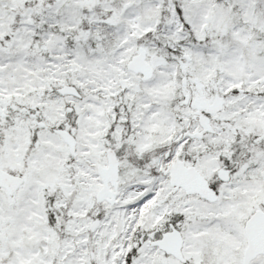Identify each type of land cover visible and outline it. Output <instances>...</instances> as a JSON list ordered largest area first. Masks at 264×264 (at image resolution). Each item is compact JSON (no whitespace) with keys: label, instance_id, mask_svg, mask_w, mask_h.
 <instances>
[{"label":"snow or ice","instance_id":"6c2138e0","mask_svg":"<svg viewBox=\"0 0 264 264\" xmlns=\"http://www.w3.org/2000/svg\"><path fill=\"white\" fill-rule=\"evenodd\" d=\"M0 264H264V0H0Z\"/></svg>","mask_w":264,"mask_h":264}]
</instances>
